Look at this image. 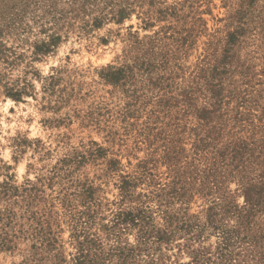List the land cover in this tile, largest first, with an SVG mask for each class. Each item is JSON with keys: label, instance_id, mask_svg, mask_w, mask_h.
<instances>
[{"label": "rangeland", "instance_id": "374dc122", "mask_svg": "<svg viewBox=\"0 0 264 264\" xmlns=\"http://www.w3.org/2000/svg\"><path fill=\"white\" fill-rule=\"evenodd\" d=\"M0 264H264V0H0Z\"/></svg>", "mask_w": 264, "mask_h": 264}]
</instances>
